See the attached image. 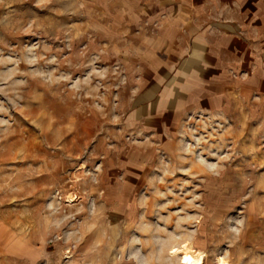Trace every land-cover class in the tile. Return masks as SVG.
<instances>
[{
	"label": "rangeland",
	"instance_id": "1",
	"mask_svg": "<svg viewBox=\"0 0 264 264\" xmlns=\"http://www.w3.org/2000/svg\"><path fill=\"white\" fill-rule=\"evenodd\" d=\"M160 4L0 0L1 264H264L256 91L197 106Z\"/></svg>",
	"mask_w": 264,
	"mask_h": 264
},
{
	"label": "crops",
	"instance_id": "2",
	"mask_svg": "<svg viewBox=\"0 0 264 264\" xmlns=\"http://www.w3.org/2000/svg\"><path fill=\"white\" fill-rule=\"evenodd\" d=\"M162 2L154 11L161 50L188 77L196 105L229 97L235 84L256 91L264 118V0Z\"/></svg>",
	"mask_w": 264,
	"mask_h": 264
},
{
	"label": "bare ground",
	"instance_id": "3",
	"mask_svg": "<svg viewBox=\"0 0 264 264\" xmlns=\"http://www.w3.org/2000/svg\"><path fill=\"white\" fill-rule=\"evenodd\" d=\"M182 252L181 264H202L204 255L201 251L194 250L190 243H185L180 247H176L172 253Z\"/></svg>",
	"mask_w": 264,
	"mask_h": 264
}]
</instances>
